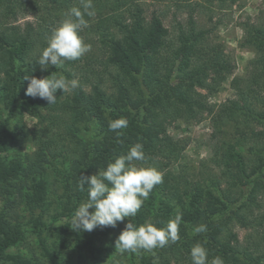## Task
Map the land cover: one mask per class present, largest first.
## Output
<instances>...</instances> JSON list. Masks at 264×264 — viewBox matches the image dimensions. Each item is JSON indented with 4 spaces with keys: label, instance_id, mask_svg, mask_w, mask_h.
Here are the masks:
<instances>
[{
    "label": "trees",
    "instance_id": "1",
    "mask_svg": "<svg viewBox=\"0 0 264 264\" xmlns=\"http://www.w3.org/2000/svg\"><path fill=\"white\" fill-rule=\"evenodd\" d=\"M93 5L95 15L85 16L89 26L81 33L90 52L63 64L67 78L78 79L79 87L67 95L60 90L56 103L48 105L25 95L29 82L25 77L43 78L58 69L41 68L40 52L52 29L70 9L82 7L81 2L0 0V94L15 116L12 124L0 117V178L21 193L24 185L15 180L22 178L24 168L50 160L53 153L70 152L66 185L72 201L66 216L71 217L88 196L86 184L84 191L78 188L80 177L105 169L109 161L141 143L146 160L134 163L156 166L163 179L144 201L146 208L131 218L133 223L152 220L162 227L177 211L182 223L177 242L127 255L132 259L140 255L143 264H192L190 251L199 242L208 250L207 264L217 257L223 264H264V8L256 20L249 17L241 23V45L256 52L248 72L231 79L234 97L212 104L209 95L221 88L236 66L221 43L209 40L210 30L192 13L185 22L178 20L172 32L162 15L155 11L147 15L143 0H93ZM29 6L42 13V22L16 24ZM25 113L36 118L32 127L24 122ZM205 114L213 125V155L201 160V169L192 174L183 161L187 142L174 138L168 124L181 117L201 120ZM118 118L128 121L127 128L118 130L119 137L108 127ZM86 121L101 125L106 138L78 137L76 128ZM11 140L34 151L19 152L17 164L8 156ZM247 144L249 153L243 155ZM36 186L44 202L46 185ZM201 224L207 230L195 233ZM125 225L118 222L116 227L81 233L91 264H102L104 255L118 250L115 240ZM237 225L251 230L245 241L235 230ZM49 227L43 222L34 226L38 231ZM56 229L74 230L68 224ZM26 231L20 223L12 226L0 218V255L20 243Z\"/></svg>",
    "mask_w": 264,
    "mask_h": 264
},
{
    "label": "rangeland",
    "instance_id": "2",
    "mask_svg": "<svg viewBox=\"0 0 264 264\" xmlns=\"http://www.w3.org/2000/svg\"><path fill=\"white\" fill-rule=\"evenodd\" d=\"M143 3L147 9V15L150 16L154 11L162 15L165 25L172 32L175 30L176 22L178 20L185 22L189 13L196 17L201 26L210 30L209 40L223 45L225 52L233 58L236 68L221 88L215 94L209 95V102L220 104L226 99L234 97L236 91L231 85V79L235 76H244L250 68V61L256 56L253 49L241 45L244 35L241 23L249 17L256 20L264 8V0H227L224 4H221L219 0H143ZM41 17V12H36L29 6L27 11L20 15L16 24L24 26L26 22L30 21L37 26L39 22H42ZM65 69V66L62 65L53 74L57 77L63 75L67 78ZM71 91L70 88L64 95L70 94ZM201 91L207 93L206 90ZM56 93H60V90H57ZM18 103L17 101L16 105L20 108L21 105ZM11 109L12 107L7 106L0 94V117L8 118L12 124L15 122V116ZM24 122L32 127L36 123V118L25 113ZM75 132L85 141H103L107 136L106 131L95 121L81 123ZM168 132L174 138L186 140L183 161L192 174L201 169V160L213 155L211 148V144L214 142L212 140L213 125L210 115L205 114L201 120L178 118L168 124ZM245 148L242 153L248 155V144ZM21 151L32 153L34 147L19 146L14 140H11L8 156H13V158L10 160L17 164L20 163L18 155ZM71 158L70 152L59 151L51 154L50 160L30 168H24L21 181L15 180L21 186L24 185L21 193L17 188L9 185L7 179L0 178V218L7 219L12 226L20 223L22 228L27 230L20 243L0 255V264H91L92 256L81 234L89 231L70 230L64 232L56 229L57 226L63 224L72 227L75 215L66 216L72 201L66 185ZM38 182H43L46 185L44 202L39 200L36 192ZM224 187L222 186V188ZM144 205L145 203L139 211L142 212L146 208ZM89 211H94V206ZM129 219L126 217L123 222L119 223L125 225ZM39 222L49 224V229L36 230L34 226ZM235 230L242 241L249 238V234H251V230L238 225ZM147 256L151 255L147 254ZM102 264L143 263L140 255L136 254L132 259L125 252L121 253L117 250L113 255H104Z\"/></svg>",
    "mask_w": 264,
    "mask_h": 264
},
{
    "label": "clouds",
    "instance_id": "3",
    "mask_svg": "<svg viewBox=\"0 0 264 264\" xmlns=\"http://www.w3.org/2000/svg\"><path fill=\"white\" fill-rule=\"evenodd\" d=\"M82 7H73L52 29L51 35L38 58L41 68L55 66L59 68L65 61H75L91 50V46L84 42L81 35L89 26L87 17L95 15L93 0H80ZM54 73V72H53ZM43 78L31 75L25 95L33 98L39 97L55 104L57 90L67 92L70 88L79 87L78 79H67L54 74ZM126 118L109 121L110 131L127 128ZM146 156L141 143H136L129 148L126 154H121L109 161L106 168L91 176L80 177L78 188L85 190L87 185V200L77 208L72 220L75 231H92L96 227H116L118 222L130 218L115 240V248L121 253L136 252L138 250L151 251L155 248L166 247L180 239L179 228L182 223V213L177 211L162 227H158L152 220H147L137 226L134 218L153 188L162 182V174L154 165H137L136 161H145ZM94 211H89L93 208ZM206 225H199L193 229L197 234L205 232ZM192 264H207L208 250L203 244L197 242L190 251ZM212 264H223L217 257Z\"/></svg>",
    "mask_w": 264,
    "mask_h": 264
}]
</instances>
